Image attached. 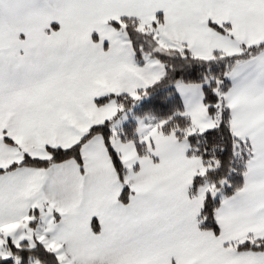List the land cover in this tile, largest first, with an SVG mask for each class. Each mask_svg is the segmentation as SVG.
I'll list each match as a JSON object with an SVG mask.
<instances>
[{
    "label": "snow or ice",
    "instance_id": "obj_1",
    "mask_svg": "<svg viewBox=\"0 0 264 264\" xmlns=\"http://www.w3.org/2000/svg\"><path fill=\"white\" fill-rule=\"evenodd\" d=\"M0 264H264V0H0Z\"/></svg>",
    "mask_w": 264,
    "mask_h": 264
}]
</instances>
